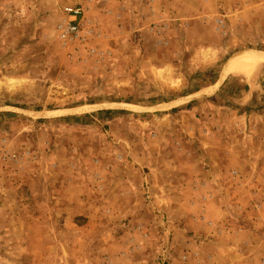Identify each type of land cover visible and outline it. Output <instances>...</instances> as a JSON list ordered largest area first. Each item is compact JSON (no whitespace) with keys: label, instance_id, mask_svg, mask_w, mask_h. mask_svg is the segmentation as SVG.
Masks as SVG:
<instances>
[{"label":"rangeland","instance_id":"rangeland-1","mask_svg":"<svg viewBox=\"0 0 264 264\" xmlns=\"http://www.w3.org/2000/svg\"><path fill=\"white\" fill-rule=\"evenodd\" d=\"M261 53L264 0H0V264H264Z\"/></svg>","mask_w":264,"mask_h":264},{"label":"built area","instance_id":"built-area-1","mask_svg":"<svg viewBox=\"0 0 264 264\" xmlns=\"http://www.w3.org/2000/svg\"><path fill=\"white\" fill-rule=\"evenodd\" d=\"M82 14V10L76 7H66L64 9L65 19L59 27V37L62 41L83 39Z\"/></svg>","mask_w":264,"mask_h":264},{"label":"bare ground","instance_id":"bare-ground-1","mask_svg":"<svg viewBox=\"0 0 264 264\" xmlns=\"http://www.w3.org/2000/svg\"><path fill=\"white\" fill-rule=\"evenodd\" d=\"M258 62H264V55H262V53L260 56H250L249 54L243 55L230 62L226 71L227 73H246L249 68H252Z\"/></svg>","mask_w":264,"mask_h":264}]
</instances>
